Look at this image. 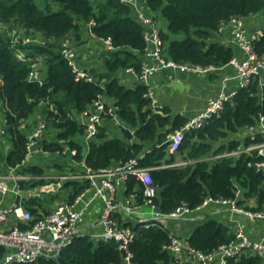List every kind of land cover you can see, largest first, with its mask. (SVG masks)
<instances>
[{
  "label": "trees",
  "instance_id": "obj_1",
  "mask_svg": "<svg viewBox=\"0 0 264 264\" xmlns=\"http://www.w3.org/2000/svg\"><path fill=\"white\" fill-rule=\"evenodd\" d=\"M55 7L46 0L39 6L35 0H0V23L9 27L24 28L32 37L39 34L44 44L32 42L22 46L13 44L0 31V103L6 119L4 134L9 137L12 149L5 163L16 172L30 176L45 174L43 166H19L26 153L27 134L21 128L45 101L53 104L56 112L45 104L44 120L55 130L54 140H41L42 149L50 153L67 146L76 150L72 157L84 161L93 171L124 163L137 158L139 166L150 168L155 192L153 203L162 213H169L185 203L194 209L207 197L232 199L250 211H264V169L256 163L264 161L257 150L238 155L208 159L224 151L247 147L264 142V130H258L243 141L234 137L242 128H256L264 117V83L259 76L239 88L229 100L224 101L218 114H213L199 128L184 133L176 152L184 154L185 165L162 166L168 156V133L180 129L189 119L177 115L171 121L169 113L152 109V100L147 97V87L139 82L128 87L120 82L117 72L131 67L140 74V54L144 52L143 28L134 18L130 7L118 0H54ZM153 15L161 13L166 19V28L160 29L165 48L163 55L176 62L200 66H222L233 56L234 50L213 39L222 22L233 17H246L264 9V0H147ZM155 17V16H154ZM91 24L90 32L95 38L109 39L104 57V70L87 69L92 80H76L68 60L60 53L64 38L80 39L83 24ZM254 52L264 60V28L262 34L252 41ZM27 51L42 64L43 81L30 80V63L18 60L16 49ZM79 61V54L77 53ZM43 62V63H42ZM98 93H105L118 106L117 117L123 122L122 136L109 137L104 123L87 141L84 155L85 131L74 115L87 108ZM166 112H169L166 110ZM71 114L73 118H71ZM168 127L166 132L159 130ZM253 137V139H252ZM156 141V142H155ZM221 141L213 149L212 142ZM155 142L143 152L145 143ZM143 152V155L140 153ZM45 183L44 179L19 180L22 190H32ZM126 196H134V202L143 205L147 199L145 185L133 174L124 181ZM89 186V182L74 183L68 199L72 201ZM255 200L253 206L246 202ZM39 196H17L25 209L33 215L34 222L43 208ZM44 210V208H43ZM122 226L134 232L129 244L132 264H169L172 256L164 248L170 242V232L162 220L146 227L144 222L125 221L119 211L112 213ZM23 225V224H20ZM234 231L222 221L207 219L196 226L186 239L203 253H210L220 245L234 239ZM5 249L0 245V258ZM125 252L114 239L93 238L88 233L76 235L57 257L41 256L34 262L10 264H123ZM226 264H264V258L251 252H241L227 259Z\"/></svg>",
  "mask_w": 264,
  "mask_h": 264
},
{
  "label": "built area",
  "instance_id": "obj_2",
  "mask_svg": "<svg viewBox=\"0 0 264 264\" xmlns=\"http://www.w3.org/2000/svg\"><path fill=\"white\" fill-rule=\"evenodd\" d=\"M121 3L128 5L132 11L134 18L143 28V37L145 40L144 52L149 55L150 63L142 65V69L138 78L141 83L147 87L145 94L151 100L153 92L149 85V76L151 73L162 71L165 69H173L178 71H187L196 74L211 73L219 70L226 65L234 67L233 76H224L222 86L217 92L215 98L208 100L206 108L199 112L194 117L190 118L180 129L175 130L168 138V151L176 152L182 141L185 132L201 127L209 117L213 114H218L223 103L233 97L234 93L225 92V83L231 78L239 80L240 88L249 84L252 78L259 76L260 86L264 83V60H262L253 49L252 41L262 34V31L256 35L249 36L243 23V17H233L227 22H222L217 31L221 30L226 23L231 24V33L238 44L239 48L244 53L243 59H238L233 56L226 64L222 66H200L192 63L176 62L172 59H167L163 55L165 48L164 42L160 35L159 26L155 20L153 13L149 10L147 0H118ZM92 23L89 24L91 26ZM3 23H0V27ZM1 30V29H0ZM10 39L17 46L20 43L22 46L34 42L33 37L28 34L24 28L16 29L15 26L8 28ZM109 48L111 43L109 39L104 40ZM39 43L44 44L42 40ZM60 53L66 58L75 73L76 80L85 78L92 80L91 75L87 70L83 69L77 59V51L72 45V40L69 37L63 39L60 47ZM16 57L18 60L29 62L30 70L28 78L38 81L42 84L43 68L40 65L38 58H33L31 54L20 48L16 49ZM126 70L133 72L134 69L128 67ZM169 75V78H172ZM105 93H98L95 99L88 105L87 108L76 112L74 118L84 128L85 145L84 155L87 151V141L94 136L98 131V126L105 121L117 118L118 106L115 102H108ZM47 108L54 113L56 109L53 104H48L45 101ZM152 104V103H151ZM2 111V109H1ZM71 118L73 115L71 114ZM6 119L3 116L1 133H4L3 126ZM47 124L45 120L40 121L27 136L26 153L19 166L27 164V161L36 153L49 154L50 152L43 150L41 140L45 136ZM251 136L258 130H264V117H261L256 128H251ZM253 139V137H252ZM257 150L259 155H264V142L253 143L247 147L239 146L235 150L224 151L215 156V158L235 156L242 152H250ZM64 155L69 154L72 157L76 154L75 149L65 146L61 152ZM188 161L182 162L179 165H185ZM86 169V178L89 186H92L93 197H101L104 201V207L100 214V224L102 225V238L114 239L118 242L119 248L125 252L123 263L132 264V254L129 250V244L134 238V232L128 226H122L117 219L113 217L114 211L129 212L138 205L134 202V196H131L130 201H119L116 198L117 184L120 181H125L128 175L133 174L136 179L140 180L146 187L145 194L147 199L144 205L151 207V215L147 218H138L136 222H144L145 226L154 225L155 220H161L165 217L180 218L190 214L195 209H200L209 204L226 205L231 212L242 217L250 219H264V211H250L238 206L235 200L222 198H205L200 205L191 209L185 203H182L176 209L169 213H162L153 203L152 196L154 188L152 187V177L150 168L139 166L138 159L132 158L124 163H117L113 167H107L93 171L84 161L78 162ZM258 168L264 169V161L256 163ZM12 174L9 176L0 175V194H5L12 190L9 186V179L14 181V192L17 195L21 194V189L18 185L19 180L29 179H44L45 183L36 186L41 190L53 192L55 189L61 188L63 180L68 178L67 175H39L30 176L25 173L16 172V168H12ZM97 178L99 181H97ZM88 186V187H89ZM88 187L78 194L72 201H64L58 204L55 208L41 214L34 222L33 215L24 208L21 202H14L7 208L0 207V245L4 247L5 252L0 258V264L34 262L41 256L57 257L61 250L70 244L73 238L84 232L80 228V222L88 208L90 201H85L84 196ZM29 192L33 191L30 190ZM31 194V195H32ZM36 196V195H35ZM91 200V199H90ZM10 216H14L18 222L7 226ZM23 224V225H20ZM234 239L227 244L220 245L210 253H203L193 248L186 239L170 235V242L165 245V249L172 256L169 264H226L230 257L239 255L241 252H251L264 258V232L258 238H251L245 227V223L239 219L235 220Z\"/></svg>",
  "mask_w": 264,
  "mask_h": 264
},
{
  "label": "crops",
  "instance_id": "obj_3",
  "mask_svg": "<svg viewBox=\"0 0 264 264\" xmlns=\"http://www.w3.org/2000/svg\"><path fill=\"white\" fill-rule=\"evenodd\" d=\"M99 2H101V0ZM154 16L158 26H160L161 28H166L167 22L166 19L161 15V13L159 12ZM243 23L249 36L256 35L257 33L261 32L264 28V9L257 13H253L249 16L243 17ZM80 35V39H75L73 37L71 38L72 45L79 54L80 66L85 70L94 68L97 72H102L104 70V57L107 48L109 47L104 40L102 41V39L100 40L98 38H95L93 34H91L89 24H83ZM213 39L223 45L231 46L234 50V56L238 59H243L245 57L243 51L239 48L238 44L232 36L230 23H226L221 30L215 32ZM139 56L141 59V65H147L150 63V57L145 52H143ZM40 65L42 67V64ZM126 69L127 68L119 70L117 72V76L119 77L120 82L123 85L134 87L137 83L140 82L138 78L139 74L135 70L131 72ZM169 75H172L173 77L169 78ZM233 75L234 67L231 65H226L223 68L211 73L202 74H196L187 71L181 72L178 70H173L171 68L151 73L149 76V85L153 92L151 108L158 109V111L162 113H169L171 121L177 115H181L186 117L187 119H190L206 108L209 99L216 97L217 92L222 86L223 77ZM1 82L2 81L0 78V84ZM239 88L240 83L236 78H231L225 83V92L228 94L236 92ZM106 98L108 102H115L114 99L109 96H107ZM1 109L2 108L0 103V129L2 128L3 120V113ZM44 109L45 104L41 103L36 108L34 113L29 116V118L22 121L21 128L24 130L27 136L30 134L28 132L32 131V129L34 128L32 117L44 120ZM40 110H42L41 114L39 113ZM166 110L169 112H166ZM122 125L123 122L119 117L113 120L111 119L105 121V132L109 137L122 136L120 129V126ZM168 127L169 126L161 128L159 131L166 132ZM173 132L167 134L165 139L166 141ZM249 133H251L250 129L242 128L234 135V137L243 141L244 137L249 135ZM47 136L48 135L45 132L44 139H47ZM155 142L145 143L143 152L149 150V148L152 147L153 143ZM220 144L221 141L212 142L213 149H216ZM11 149V140L7 135L0 132V175L5 174L6 176H9L13 173L12 168L7 166L5 163V157ZM143 152L140 153L139 156L143 155ZM170 154H173V152L168 151V155ZM216 155L210 154L206 158L216 159ZM47 156L49 155L38 152L27 161L26 165H39L43 166L45 169V157ZM173 156V161L170 163L166 161V159H169V157L167 156L162 162V166H174L187 161L185 160L184 154L182 153L175 152ZM188 162H191V160H188ZM52 165L53 166L49 168V170H45V175H67L68 178L66 180H63V185L61 188L55 189L52 192L55 195L43 194L40 197L41 199H43L42 206L44 208V210L42 208L39 211L41 214L55 208L58 204L69 200L68 197L73 190L74 183H83L85 181H88L86 178L87 172L85 167L76 162L69 154L59 156L57 159H54ZM114 165H116V163H113L110 167H113ZM11 178H8V181L9 186L12 190L3 195L0 194V207L2 208H7L12 205L16 201V198L18 196L14 192L15 183L13 180H11ZM97 181H99L98 178ZM88 189L89 190H87L85 193L84 200L90 202L80 222V228L84 233H88L93 238L98 239L102 238L103 228L100 224V214L104 207V201L101 197H93V190L91 185L88 187ZM29 191L30 190H22L20 196H32ZM116 198L117 200L122 202H131V196H126L125 194L124 181H120L117 184ZM246 203L249 206H253L255 204V200L250 199ZM145 207L146 205L143 204L141 206L134 207L129 212H119L121 213V216L125 221L135 222L138 218L150 217L151 210L147 211L148 209H146ZM207 219H216L222 221L231 229H233V231L235 229V220L239 219L245 223L247 233L251 238H258L259 235L264 232V219H250L239 216L231 212L230 208L226 205L222 206L217 204H209L200 209L193 210L190 214L184 217H165L161 220L165 228L168 229L171 235L187 239L194 228L202 224ZM171 220H181V222L177 221V224H174V222H172ZM17 222L18 220L14 216H10L7 222V226L16 224ZM180 223L185 226L183 228L185 229L184 232L181 233L182 235L180 234L179 230H176V225H181ZM170 225L175 228V231L171 230Z\"/></svg>",
  "mask_w": 264,
  "mask_h": 264
},
{
  "label": "rangeland",
  "instance_id": "obj_4",
  "mask_svg": "<svg viewBox=\"0 0 264 264\" xmlns=\"http://www.w3.org/2000/svg\"><path fill=\"white\" fill-rule=\"evenodd\" d=\"M36 1V3L39 5V6H44V4H45V2H46V0H35ZM47 1H49L50 3H51V6H52V8L53 7H55V2H53L54 0H47ZM92 1V3L93 4H96L97 2H99L100 0H91ZM8 28H10L9 27V25H6V24H3L1 27H0V31H1V33L5 36V37H7V38H10L11 37V35L9 34V30H8ZM16 29H20V28H18V27H15ZM33 41L34 42H36V43H39V40H43V38L40 36V35H35V36H33ZM81 46V45H80ZM79 46V47H80ZM80 49H82V48H80ZM84 51V50H83ZM82 52V51H81ZM85 52V51H84ZM43 63V62H42ZM43 66V65H42ZM39 113L41 114L42 113V110H40L39 111ZM32 121H33V124H34V127L40 122V121H42L41 119H37V118H35V117H32ZM31 131H29L28 133H30ZM46 134L48 135L47 136V139L48 140H54V138H55V130L52 128V127H48L47 128V131H46ZM49 156H47V157H45V170H49V168H51L53 165V161H54V159H57L59 156H63L64 154H62V153H49L48 154ZM54 158V159H53ZM1 176H6L5 174H3V175H1ZM32 191H33V194H32V192H29L30 194H32V195H36V196H39V197H41L43 194H47V195H55V194H53L52 192H47L46 191V189L45 190H41V189H39V188H33L32 189ZM146 209H148L147 211H149V210H151V207L150 206H148V205H146V207H145ZM172 222H174V224H177V221H179V222H181V220H177V221H173V220H171ZM181 224V223H180ZM177 226V228H176V230H179L180 231V234L182 233V232H184V230L185 229H183L185 226L183 225V224H181V225H176ZM170 228H171V230L172 231H175V228L172 226V225H170ZM182 235V234H181Z\"/></svg>",
  "mask_w": 264,
  "mask_h": 264
}]
</instances>
